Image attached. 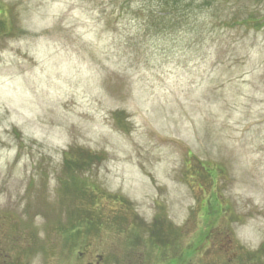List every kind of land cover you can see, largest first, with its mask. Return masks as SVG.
<instances>
[{"label": "rangeland", "instance_id": "obj_1", "mask_svg": "<svg viewBox=\"0 0 264 264\" xmlns=\"http://www.w3.org/2000/svg\"><path fill=\"white\" fill-rule=\"evenodd\" d=\"M181 2L0 0V264H264V0Z\"/></svg>", "mask_w": 264, "mask_h": 264}, {"label": "trees", "instance_id": "obj_2", "mask_svg": "<svg viewBox=\"0 0 264 264\" xmlns=\"http://www.w3.org/2000/svg\"><path fill=\"white\" fill-rule=\"evenodd\" d=\"M148 2L156 4L154 7L147 6L143 9V19L142 20H173L180 18L184 11H186L187 5L182 6V0H146ZM194 0H192V3ZM182 6V7H180ZM180 7V8H178ZM251 15H247V18L244 20L248 21L247 25H252L256 21L250 18ZM185 17H182V19Z\"/></svg>", "mask_w": 264, "mask_h": 264}]
</instances>
